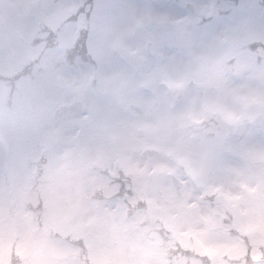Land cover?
Wrapping results in <instances>:
<instances>
[{"label":"rangeland","instance_id":"rangeland-1","mask_svg":"<svg viewBox=\"0 0 264 264\" xmlns=\"http://www.w3.org/2000/svg\"><path fill=\"white\" fill-rule=\"evenodd\" d=\"M181 2L205 12L215 0ZM161 5L0 0L1 72H19L42 54L48 78L41 79L50 97L43 100L39 87L17 84L37 111L35 150L45 158L29 168V159L36 160L29 154L34 131L17 106L12 113L4 107L0 87V139L7 150L0 177V264H264V140L240 126L264 113V58L230 56L225 66L241 37L231 31L225 47L219 33L197 31L189 46L192 32L180 28L189 15ZM93 13L103 15L107 26L99 43L88 44L78 34ZM76 102L82 113L67 112ZM132 104L143 114L135 117ZM205 105L218 107L234 125L231 137L219 134L226 138L224 177L210 187L204 186L205 171L218 165L219 146L203 142L204 132H185L202 120ZM59 107L63 117L56 115ZM142 145L160 149L171 161L142 157ZM176 168L217 190L216 203L201 202V187L177 196L167 177ZM107 170L127 185L129 219L123 218V201L110 199L121 189L108 185ZM28 188L44 192V215L26 210L28 203L38 205ZM227 219L245 231L250 248L233 238Z\"/></svg>","mask_w":264,"mask_h":264},{"label":"flooded vegetation","instance_id":"flooded-vegetation-1","mask_svg":"<svg viewBox=\"0 0 264 264\" xmlns=\"http://www.w3.org/2000/svg\"><path fill=\"white\" fill-rule=\"evenodd\" d=\"M209 5L210 7H207L206 11L203 12L201 9L199 10L198 7L194 4L193 12L189 14L188 22L182 26L186 27L187 31L192 32V36L189 40V46L194 42L193 37L195 35V32L199 31L207 33L209 31H213L214 33L217 32L220 34L219 41L221 43H224L226 47L227 45L231 44L228 40L226 41V38L228 37L229 33L233 31L238 38L241 37L243 40L236 42V49L233 50L234 52L232 55H230L229 53L230 56H234L235 58H253L255 56L264 57V1L255 0L250 2H242V0H240L237 3L212 2ZM227 5H229L230 7L225 8L227 7ZM166 7L168 9H177L169 5H167ZM235 16L237 18H235ZM202 35L204 36L205 34ZM200 42L201 46H203V44L205 45L206 41L202 39L200 40ZM170 54L173 55L172 53ZM173 57L178 59V62H180V57L178 55H173ZM220 70L221 72L223 71L221 67ZM0 87L2 89L1 83ZM2 94L3 96L5 94L3 92V89ZM218 111H220L218 107L215 110L207 108H202V110L200 109L201 114L206 117V122L203 123V125H205L203 126V129L205 128V130L208 131V134L205 136L204 140L206 142H214L215 145L219 146V149L216 152L212 148V150L217 155L215 161L218 162V165L216 166L215 164H208L209 166L205 171V174L207 172L205 180L206 182L204 185L205 187H210L211 184L217 185L222 177H224L225 169L222 168L223 163L221 153L223 151L222 149L226 145V138H221L219 134H228V131L227 129L219 128L217 123L214 121V116ZM256 118L261 119V125L259 127L252 126V122ZM263 121L264 113H256L252 118L245 119V121L240 122V126L249 129L254 137L264 140ZM176 176L179 178L178 174H176ZM216 177H218V179ZM190 178H193L196 184V180L192 174H184V177L181 178L183 183L182 194H185V189L187 190L190 187L193 191L200 190L199 186H192V184L190 183ZM204 186L203 188H201V190L207 194L208 192L211 193V188L207 189Z\"/></svg>","mask_w":264,"mask_h":264},{"label":"trees","instance_id":"trees-1","mask_svg":"<svg viewBox=\"0 0 264 264\" xmlns=\"http://www.w3.org/2000/svg\"><path fill=\"white\" fill-rule=\"evenodd\" d=\"M226 1L237 2L238 0H226ZM261 1H264V0H261ZM41 60H42V54H40L37 59L27 63L23 67V69L21 71L17 72L16 75L9 76V77H2L1 78V81L4 82L5 84H7V89H9L10 97H8L7 99L4 100V107L7 108L10 113L13 112V107H14V101H12V99H11V96H12L13 92L15 90H17L20 93V95H23L22 91H20L19 89L14 87L15 82L24 81L26 83L32 84V85H34L36 87H39L41 89L45 85L44 80L41 79V77H44L45 75L43 73H41L40 71H38L39 73L34 71V68L40 65ZM46 76H47V74H46ZM8 84H10V85H8ZM43 94H45V96L47 98H49V96L46 94V90L45 89H43ZM17 107L23 112L25 118L28 119L30 121V123H31V132H32V129H33L34 135H35V139L33 137H31L30 141L33 144V147L36 148L39 145L37 143L38 141L36 139L35 130H36L37 126L39 125V121H38V119L34 120L33 118L35 117L37 111L35 109H33L32 107H30L29 103L27 102V100L24 101L21 96L18 98ZM34 153L36 155L37 151L35 150ZM32 158L29 159V161H30L29 168H31L33 163H35V164H36V162L38 163L39 160H42V163H45V161H44L45 158H43V157H41V158L37 157L36 160H32ZM106 177L109 180V184H116V183L120 182L118 177H115V176H112V175L111 176L107 175ZM121 187L125 188V184L122 183ZM119 194L121 195L123 193L119 192L118 194L115 195V197H112L111 201H114L115 199H117ZM130 195H132V194H130ZM203 201H204V203H205V205L207 207L210 206V205H213L216 202L215 197L213 195L206 196L203 199ZM131 207H134V206H131ZM131 207H130V209H131ZM130 214H131V212H130ZM231 233H232V235L235 234L234 236L236 238L240 239V241L243 243V245L246 248H250L251 247V245L249 244V240H248L247 234H245V232H243L240 229H238V227L233 226V229L231 230Z\"/></svg>","mask_w":264,"mask_h":264},{"label":"water","instance_id":"water-1","mask_svg":"<svg viewBox=\"0 0 264 264\" xmlns=\"http://www.w3.org/2000/svg\"><path fill=\"white\" fill-rule=\"evenodd\" d=\"M186 9L188 11L193 12V6L190 4L186 5ZM182 98H183V95H181V94L177 97L178 101H181ZM131 109L134 110L137 114L143 113L141 108L137 107L135 105H132ZM69 110L74 111V112H80L81 106H80V104L76 103ZM57 114L59 116L62 115V109L61 108L59 109V112ZM215 120L218 123V125L220 126V128H227L229 130V133H232L233 126L229 125V123L221 116L220 113L217 114ZM254 125L259 126L260 125V119L254 120ZM159 153H160V151L156 148H146L143 151L144 155H148L150 157H154V156L158 155ZM5 167H6V149H5L4 143L0 140V174L5 171ZM171 181H172V184H173L174 188L176 189L177 193L180 194L181 188H182L181 182L174 176L171 177Z\"/></svg>","mask_w":264,"mask_h":264},{"label":"snow or ice","instance_id":"snow-or-ice-1","mask_svg":"<svg viewBox=\"0 0 264 264\" xmlns=\"http://www.w3.org/2000/svg\"><path fill=\"white\" fill-rule=\"evenodd\" d=\"M106 26L107 19L103 15L93 13L91 23L86 25L82 32L78 34V39H83L88 44L93 41L99 43L103 38Z\"/></svg>","mask_w":264,"mask_h":264}]
</instances>
